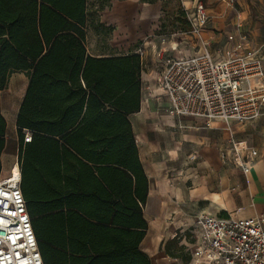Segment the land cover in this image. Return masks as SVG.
Masks as SVG:
<instances>
[{
  "label": "trees",
  "instance_id": "16d2710c",
  "mask_svg": "<svg viewBox=\"0 0 264 264\" xmlns=\"http://www.w3.org/2000/svg\"><path fill=\"white\" fill-rule=\"evenodd\" d=\"M109 1L0 0V92L14 73L28 79L15 121L20 189L43 264H150L139 249L147 178L129 122L142 61L86 52L88 31L111 32L98 20ZM5 133L0 113V155ZM163 250L184 257L175 238Z\"/></svg>",
  "mask_w": 264,
  "mask_h": 264
},
{
  "label": "crops",
  "instance_id": "0c3cea01",
  "mask_svg": "<svg viewBox=\"0 0 264 264\" xmlns=\"http://www.w3.org/2000/svg\"><path fill=\"white\" fill-rule=\"evenodd\" d=\"M172 1L110 0L109 6L98 13V20L111 32L102 37L96 33L90 36L89 31L86 52L96 58L140 56L139 110L129 116L138 159L147 178L142 209L147 230L139 249L150 264H195L192 253L199 241L192 238L190 230L197 217L264 218V117L244 126L229 122L236 142L257 152L249 175L243 176L220 161L219 149L227 140H220L216 132L222 122L206 127L201 120L170 117L165 113L167 101L155 81L162 58L201 53V40L218 55L228 47L225 37L236 35L238 28L248 35V49L264 56V0H201L208 15L201 40L183 30L162 38L161 20ZM175 1L180 2L188 22L185 12H191L198 0ZM27 84L23 73H14L0 92V113L6 123L1 174L8 170L15 153L18 157L15 121ZM190 156L195 159L190 160ZM174 238L183 247L184 257L165 254L164 244ZM185 257L188 260L184 261Z\"/></svg>",
  "mask_w": 264,
  "mask_h": 264
},
{
  "label": "built area",
  "instance_id": "2783aa9c",
  "mask_svg": "<svg viewBox=\"0 0 264 264\" xmlns=\"http://www.w3.org/2000/svg\"><path fill=\"white\" fill-rule=\"evenodd\" d=\"M185 11V10H184ZM189 34L201 40L208 15L198 0L185 12ZM228 47L218 55L201 40L203 51L186 58H162L155 81L166 101L165 113L176 119L252 124L264 117V56L248 49V35L238 28L225 37ZM29 132L23 142H30ZM223 165L248 176L257 152L236 142L230 134L220 147ZM195 156H190L194 160ZM18 157L0 176V264H43L20 189ZM199 244L192 253L195 264H264V218L237 219L202 215L190 230Z\"/></svg>",
  "mask_w": 264,
  "mask_h": 264
},
{
  "label": "rangeland",
  "instance_id": "374dc122",
  "mask_svg": "<svg viewBox=\"0 0 264 264\" xmlns=\"http://www.w3.org/2000/svg\"><path fill=\"white\" fill-rule=\"evenodd\" d=\"M95 0H89V8H92V4H94ZM181 4L179 1H175L173 0L171 3V6H169L163 15V18L161 20V28L162 30H160V34L162 36V38H167V36L172 33L173 31H182L184 26H185V18L184 16L180 15L181 14ZM180 18V22L179 21H175L176 17ZM89 32V31H88ZM94 35V33L92 32L90 36ZM103 37V36H102ZM88 44V43H87ZM233 125V124H232ZM231 123H221L219 124V126H217V135H219V139L220 140H226L228 139L229 135H230V131L232 128ZM226 131V132H224ZM228 135V137H227ZM218 137V136H217ZM16 153L14 154V159L16 158Z\"/></svg>",
  "mask_w": 264,
  "mask_h": 264
}]
</instances>
